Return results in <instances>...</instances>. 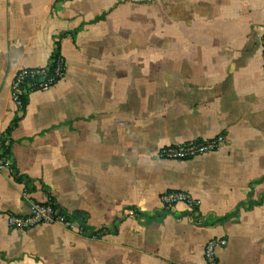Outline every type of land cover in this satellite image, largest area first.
Wrapping results in <instances>:
<instances>
[{
    "label": "crops",
    "instance_id": "crops-1",
    "mask_svg": "<svg viewBox=\"0 0 264 264\" xmlns=\"http://www.w3.org/2000/svg\"><path fill=\"white\" fill-rule=\"evenodd\" d=\"M263 37L264 0H0V264H206L215 237L218 264H264ZM57 51L65 77L18 110L15 74ZM221 133L217 151L159 156ZM171 189L199 206L163 209ZM49 200L86 233L9 229Z\"/></svg>",
    "mask_w": 264,
    "mask_h": 264
},
{
    "label": "built area",
    "instance_id": "built-area-1",
    "mask_svg": "<svg viewBox=\"0 0 264 264\" xmlns=\"http://www.w3.org/2000/svg\"><path fill=\"white\" fill-rule=\"evenodd\" d=\"M263 68H264V37H263ZM53 66L52 73L50 72ZM66 61L60 54L51 57L45 67L21 68L15 74L11 84V97L18 110L26 107L27 99L36 91H44L60 82L66 74ZM226 141V135L221 133L210 139L190 141L184 144L167 145L161 148L159 156L169 160H189L198 155L217 151ZM14 171L8 139H0V172ZM163 209L172 210L178 204H185L190 209L199 206V200L186 191L171 189L160 196ZM124 214L130 217L136 215L133 208H128ZM73 213L66 211L54 200L41 203L36 202L26 214L9 213L6 217L7 225L11 230H28L45 224H62L69 229H77L80 234L85 233V226L78 220L71 218ZM226 237L210 239L204 247V259L206 264H218L217 252L227 245Z\"/></svg>",
    "mask_w": 264,
    "mask_h": 264
},
{
    "label": "trees",
    "instance_id": "trees-1",
    "mask_svg": "<svg viewBox=\"0 0 264 264\" xmlns=\"http://www.w3.org/2000/svg\"><path fill=\"white\" fill-rule=\"evenodd\" d=\"M58 55H60V53L57 51V52H55L54 54H53V56L52 57H57ZM52 70H53V66L51 67V69H50V72L52 73ZM71 218H73V219H75V220H78L83 226H85V229H86V224H85V222H84V218L82 217V215L81 214H79V213H74L73 215H72V217Z\"/></svg>",
    "mask_w": 264,
    "mask_h": 264
},
{
    "label": "rangeland",
    "instance_id": "rangeland-1",
    "mask_svg": "<svg viewBox=\"0 0 264 264\" xmlns=\"http://www.w3.org/2000/svg\"><path fill=\"white\" fill-rule=\"evenodd\" d=\"M103 232H104V231H103ZM103 232H102L101 234H99V235H102V234H103ZM85 233H86V230H85ZM85 233H84V234H85ZM99 235H97V234H96V236H97V237H98ZM93 236H94V235H93Z\"/></svg>",
    "mask_w": 264,
    "mask_h": 264
}]
</instances>
